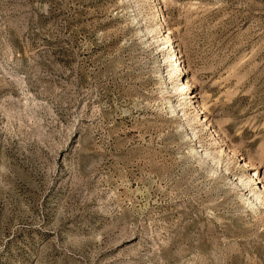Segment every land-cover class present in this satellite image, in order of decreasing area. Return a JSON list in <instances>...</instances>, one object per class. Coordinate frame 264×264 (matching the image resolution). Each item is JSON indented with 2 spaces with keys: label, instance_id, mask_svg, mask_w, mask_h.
<instances>
[{
  "label": "rangeland",
  "instance_id": "1",
  "mask_svg": "<svg viewBox=\"0 0 264 264\" xmlns=\"http://www.w3.org/2000/svg\"><path fill=\"white\" fill-rule=\"evenodd\" d=\"M0 264H264V0H0Z\"/></svg>",
  "mask_w": 264,
  "mask_h": 264
},
{
  "label": "bare ground",
  "instance_id": "2",
  "mask_svg": "<svg viewBox=\"0 0 264 264\" xmlns=\"http://www.w3.org/2000/svg\"><path fill=\"white\" fill-rule=\"evenodd\" d=\"M148 32H151V30H149L148 29ZM168 35V34H167ZM171 39V38H170ZM170 39L169 38H167V47H166V50L168 49V47H169V51L167 52L168 54H167V56L166 57H168L170 60L169 61H173V62H175V70L177 69V70H180V69H183V68H181L179 65H180V63H177V56H176V54H175V49H173V46H172V44L170 43ZM164 43V42H163ZM174 44V43H173ZM160 45V44H159ZM160 47V46H159ZM164 48V47H163ZM165 49V48H164ZM167 58V59H168ZM162 60V59H161ZM164 60V59H163ZM163 60H162V62H163ZM172 62V63H173ZM170 63V62H169ZM170 65H171V63H170ZM166 66V65H165ZM167 67V66H166ZM166 69V68H165ZM169 69V68H168ZM172 70H173V68H172ZM185 70V69H184ZM167 71V70H166ZM165 71V72H166ZM182 71V70H181ZM162 74V73H161ZM172 74V71H170V74H169V76ZM177 75V74H176ZM165 77L167 76L166 74L164 75ZM172 78V77H171ZM166 81V80H165ZM165 81H164V79H163V76H161V80H160V83L166 88V83H165ZM184 82V81H183ZM173 84V83H172ZM177 84V83H176ZM188 85H190L189 83H188ZM187 84H185V83H180V84H178L177 86H174L173 88H174V91L176 90H180V94H183V98H186V97H188V98H190L191 96H187L188 95V90H189V86H188ZM172 86V85H171ZM168 88V87H167ZM164 91V90H163ZM176 93V92H175ZM177 95V94H176ZM178 98V97H177ZM181 98V97H180ZM179 98V99H180ZM169 101V100H168ZM167 101V103H169ZM179 101V100H178ZM183 101V100H182ZM182 101H179L178 102V106L180 107V109L182 110V108L184 107V106H187V104H186V99L182 102ZM202 105V107L204 108V104L202 103L201 104ZM178 106H176L177 108H178ZM169 107H170V109H171V111L172 112H175V109H173L174 107H175V105L173 104V105H169ZM175 107V108H176ZM201 107V108H202ZM202 108V109H203ZM173 109V110H172ZM183 111V110H182ZM190 152H192L193 154H196V155H199L198 153H197V151H196V149L194 148V147H191V149H190ZM206 153V152H205ZM205 153H203V155L205 154ZM207 154V153H206ZM206 157H207V155H206ZM205 157V158H206ZM202 159V158H201ZM245 165V164H244ZM255 175V174H254ZM259 178V177H258ZM257 179V178H256ZM241 180V179H240ZM249 194H250V197H249V199L248 198H245V201H246V203L248 204V206L253 210V209H255V208H257V205H258V203H259V199H258V194L254 191V189H252V188H250V192H249ZM250 199H251V201H250Z\"/></svg>",
  "mask_w": 264,
  "mask_h": 264
}]
</instances>
